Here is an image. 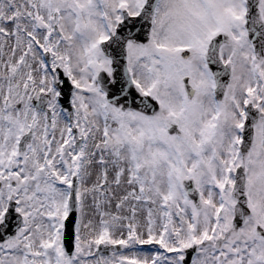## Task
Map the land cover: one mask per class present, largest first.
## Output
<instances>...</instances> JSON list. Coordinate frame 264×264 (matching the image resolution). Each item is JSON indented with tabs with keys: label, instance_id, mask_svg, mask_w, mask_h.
I'll return each instance as SVG.
<instances>
[{
	"label": "snow or ice",
	"instance_id": "obj_1",
	"mask_svg": "<svg viewBox=\"0 0 264 264\" xmlns=\"http://www.w3.org/2000/svg\"><path fill=\"white\" fill-rule=\"evenodd\" d=\"M0 264H264V0H0Z\"/></svg>",
	"mask_w": 264,
	"mask_h": 264
}]
</instances>
